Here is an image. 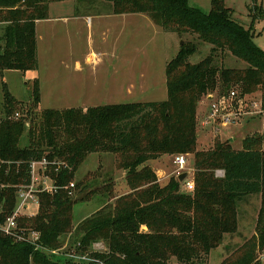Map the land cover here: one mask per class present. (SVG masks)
<instances>
[{"label": "trees", "instance_id": "16d2710c", "mask_svg": "<svg viewBox=\"0 0 264 264\" xmlns=\"http://www.w3.org/2000/svg\"><path fill=\"white\" fill-rule=\"evenodd\" d=\"M64 1L68 0H0V73L37 70L35 23L48 18L51 3ZM101 1L110 3L115 15H145L164 33L193 35L210 45V52L192 64L189 58L196 45L184 41L165 65V101L47 109L33 127L15 119L21 103L3 89L0 227L15 209L19 188L30 184L32 162L50 163L48 176L56 190L38 193L37 213L17 219L19 228L39 235L42 250L0 231V264H81L49 259L43 249L60 248V237L73 231V206L99 190L83 194L84 182L66 189L88 155L95 153L120 157L130 191L74 229L73 247L79 256L97 245L103 248L87 257L88 264H170L171 259L204 264L225 235L237 232L238 204L253 196L260 200L255 236L220 264H259L256 253L264 248L263 139L246 136L240 150L218 139L209 150L196 149V109L202 98L237 90L242 98L257 96L264 112V52L255 46L251 30L233 19L223 0H210L207 14L190 7L188 0ZM226 55L245 63V68L218 65V57ZM39 101L34 81L29 108H37ZM25 131L28 145L20 148ZM179 154L193 158L191 194L182 193L174 177L160 185L148 166L162 156ZM101 188L109 193V184ZM74 191L77 195L72 197Z\"/></svg>", "mask_w": 264, "mask_h": 264}, {"label": "rangeland", "instance_id": "374dc122", "mask_svg": "<svg viewBox=\"0 0 264 264\" xmlns=\"http://www.w3.org/2000/svg\"><path fill=\"white\" fill-rule=\"evenodd\" d=\"M223 3L226 8L232 11V17L234 20L243 25L245 28L251 30L255 46L264 52V0H223ZM188 4L190 7H193L204 14H207L210 10V0H188ZM68 7L69 4L65 3H51L49 5V15L52 17L69 15L70 13L68 11ZM141 26L143 28L140 30L138 29V34L133 37V44L140 48L144 47L146 56L134 54L133 64L135 63L136 65H140L147 59L151 64H153L156 72H162L164 59L167 61L171 60L175 56L173 53L174 47L178 48L177 45L180 46V43H184V41H189L196 45V53L189 58V62L192 64L199 62L210 52L211 46L197 41L196 37L193 35H183L179 37L176 34H164L161 30V32L157 33V30L151 28V26L148 27L144 24ZM113 27L114 26L111 25L109 29ZM93 32H96L95 27ZM86 35L87 29L84 25L82 38L85 45ZM94 41H96L95 36ZM121 41H123V39ZM109 42H112L111 38ZM42 48L43 43L41 42L40 49ZM97 50L99 49L95 47L94 51ZM66 58L67 57H65L64 54L58 55L51 63L49 56L45 52L43 53V51H40L39 65L42 93L37 108L33 110L29 108L32 96V86L33 82L37 81L40 91L39 80H30L26 74L18 71H4L0 73V119L3 118L4 88L10 96H12L18 103H21L16 107L14 117L16 120H23L27 124V127L29 126V123H31L33 127L39 122V115L42 110H65L70 109V107L78 108L81 106V103L77 99V93H75V91H78L79 85H77L75 81L72 82L70 79L69 74L71 65ZM102 59L104 60V71L97 76V81L99 86H101L100 89L104 90L105 86H108V84L112 81V73L109 71L112 61L109 57H103ZM61 61H63L64 64H61ZM216 61L218 65L222 64L224 67L229 69H243L246 66L242 61L229 55L222 58L218 57ZM65 65H67V67H65ZM117 66L123 69V62L117 63ZM71 83H73V86ZM235 91L238 93L237 90ZM214 96L216 100L221 97L218 93H215ZM256 97L254 95H245L243 99L234 100L232 109L240 111L241 115L240 118L237 119V123L231 126L222 127L218 125L219 121L216 123H205L202 121L205 119L208 109L205 113L201 114L198 120L199 122L196 121V127L199 129L200 127H205L206 130L204 131L200 129L198 131L199 142L196 149L209 150L213 147L215 139H218L220 142H225L229 141L226 139H228L227 136H230L233 140L231 148L240 150L242 139L253 134L260 136L263 139L264 144V112L260 111V106L257 104L258 102L256 101ZM99 98L103 99L102 93L99 95ZM144 100L152 102L165 101L166 86L164 85L163 89L159 87L153 91H149ZM121 104H131V102ZM103 105L112 104H106L104 101H100L95 104L85 103L83 106L87 108ZM242 111L246 112L242 113ZM205 137L206 139H204ZM27 145L28 138L27 132L25 131L18 141V146L23 148ZM185 157L187 165L185 166L184 172L193 166V158L191 156ZM168 161H166V168L168 171H171L172 168H170ZM164 163L165 162L162 164ZM170 164L176 173L177 171L176 167L173 165V160H171ZM120 165L121 160L118 155L95 153L88 155L85 161L76 170L71 183L76 184L84 182L87 185V188L83 194L96 189L99 190H96L97 192H95V194H90L87 199L78 202L73 206V231L70 234L62 235L60 237L59 243L61 246L57 250H54V253L45 252V255L49 259L58 262L71 260L77 261L81 264H88L90 260H88L89 258L87 257H89L90 254L103 251L101 246L92 247L90 251L85 254V256H79L73 247V241L76 238L74 229L83 219L90 217L106 205V203L113 204L116 198L129 193L130 190L124 178L125 171ZM123 173L124 175L122 178ZM216 175L221 177L222 173L217 171ZM106 184H109V193L101 188ZM159 184L164 185V182ZM76 195L77 192L74 191L72 193V197H75ZM259 204L260 200L258 196L245 198L238 204L237 232L232 235H225L221 245L209 253L204 264H220L223 259L237 253L238 249H240V247L247 240L255 236V224ZM34 211L36 214L38 207L36 208L35 205H29L28 211H20L18 215L30 217L33 215H29V213H33ZM256 257L259 260V264H264V248L256 253ZM170 264L181 263H179L176 259H171Z\"/></svg>", "mask_w": 264, "mask_h": 264}, {"label": "crops", "instance_id": "0c3cea01", "mask_svg": "<svg viewBox=\"0 0 264 264\" xmlns=\"http://www.w3.org/2000/svg\"><path fill=\"white\" fill-rule=\"evenodd\" d=\"M60 3L69 4L68 11L70 14L52 17L49 15L48 6V18L35 23L37 70L24 73L30 80H39L40 99L42 84L40 81L39 57L40 51H43L49 56L51 63L58 55L64 54L67 57L66 59L71 65L70 79L79 85L78 91H75L77 99L81 103L78 108L86 109L83 106L85 103L95 104L100 101L112 105L127 102H152L144 100L146 94L159 87L163 89L165 85V65L170 60L164 59L162 72H156L153 64L147 59L144 62L142 61L143 63L140 65L133 64L134 54L146 56L144 47L140 48L133 44V37L138 34V29L143 28L142 24L148 27L151 26V28L157 30V33L162 30L145 15H115L112 12V5L101 0H68ZM84 25L87 29L86 45L83 43L82 38ZM111 25L114 27L109 29ZM94 27L96 32H93ZM94 36L96 41H94ZM110 38L112 42H109ZM122 39L123 41H121ZM41 42L44 49H40ZM95 47L99 50L94 51ZM177 47H174V55L179 51L180 46L177 45ZM103 57H109L112 61L109 69L112 73V81L108 86H105L104 90L100 89L101 86H99L97 81V76L104 71ZM119 62H123V69L117 66ZM60 63L64 64L63 61ZM71 84L73 86V83ZM101 93L103 99L99 98ZM208 107L209 101L207 98H203L198 103L196 109L197 122H199L200 115L205 113ZM200 129L206 130L205 127H200ZM200 129L196 127L197 145L199 142L198 131ZM227 138L226 140H229L232 146V138L230 136H227ZM262 149L264 150V144H262ZM197 151L206 150L198 149ZM171 160H173V155H166L148 163V166L155 173L158 183L164 182L165 185L170 178L177 177L178 173H175L174 168L171 167ZM166 161L169 162V166L172 168L171 171L167 170ZM163 162L165 163L162 164ZM192 171L191 167L187 178L192 179ZM123 175L124 173L122 178ZM180 191L185 193L182 186ZM28 209L24 210V212L28 211ZM34 214L35 211L29 213V215Z\"/></svg>", "mask_w": 264, "mask_h": 264}, {"label": "built area", "instance_id": "2783aa9c", "mask_svg": "<svg viewBox=\"0 0 264 264\" xmlns=\"http://www.w3.org/2000/svg\"><path fill=\"white\" fill-rule=\"evenodd\" d=\"M237 99H243V98L240 97L236 91H230L225 97L221 96L218 100L215 99V96H212V99L209 100L207 115L205 116V119H203V121L205 123H216L217 121H219L218 125L222 127L231 126L237 123V119L240 118L241 112L232 109L233 102L234 100ZM257 104L259 105V103ZM244 112L242 111V113ZM49 165L50 163H48L44 159L39 162L31 163L30 184L28 186L19 188L16 195L15 209L13 213L5 219L3 226L0 227V231L5 236L10 237L15 242L28 243L34 246L36 250H42V248L38 244L39 235L34 231L19 228L17 224V219L19 217L18 214L20 213V211H24L28 209L29 205H35L36 207H38V197H37L38 193L55 192L56 187L53 186V182L48 176ZM173 165L176 167V171L178 174L184 172L185 166L187 165L186 157L181 154L174 155ZM58 169H55V171H57ZM187 171L189 172V170ZM181 186L185 193L191 194L193 192L194 185L192 179L186 178L181 183ZM73 188H74L73 183H70L66 187V189H73ZM95 247H100V246L97 245ZM43 251L54 253V251H46L44 249Z\"/></svg>", "mask_w": 264, "mask_h": 264}, {"label": "water", "instance_id": "95a60500", "mask_svg": "<svg viewBox=\"0 0 264 264\" xmlns=\"http://www.w3.org/2000/svg\"><path fill=\"white\" fill-rule=\"evenodd\" d=\"M183 42L180 43V46H182ZM208 100H211L212 99V95H209L207 97ZM189 175V172H182L180 174L177 175V181L181 184ZM145 231V230H143Z\"/></svg>", "mask_w": 264, "mask_h": 264}]
</instances>
